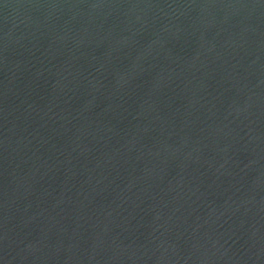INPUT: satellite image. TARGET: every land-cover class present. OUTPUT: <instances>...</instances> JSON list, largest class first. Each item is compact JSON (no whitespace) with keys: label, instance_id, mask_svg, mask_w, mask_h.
Instances as JSON below:
<instances>
[{"label":"water","instance_id":"95a60500","mask_svg":"<svg viewBox=\"0 0 264 264\" xmlns=\"http://www.w3.org/2000/svg\"><path fill=\"white\" fill-rule=\"evenodd\" d=\"M0 264H264V0H0Z\"/></svg>","mask_w":264,"mask_h":264}]
</instances>
